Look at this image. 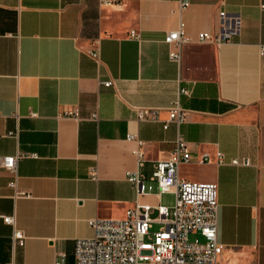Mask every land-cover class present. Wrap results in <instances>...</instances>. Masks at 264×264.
Returning <instances> with one entry per match:
<instances>
[{"label":"crops","instance_id":"obj_1","mask_svg":"<svg viewBox=\"0 0 264 264\" xmlns=\"http://www.w3.org/2000/svg\"><path fill=\"white\" fill-rule=\"evenodd\" d=\"M181 1L189 3L183 8ZM263 4L0 0V156L32 154L18 165L19 185L31 196L15 197L12 173L0 166V264H74L76 239L94 234L90 218L125 217L137 200L167 204L172 192L160 193L151 176L179 131L193 156L179 164L180 177L219 184L221 259L264 264ZM220 9L241 14V32L218 44L198 42L200 31L219 30ZM181 22L193 40L179 64L165 37ZM96 39L100 60L88 51ZM177 98L187 118L165 128ZM141 107L159 119H139ZM17 129V137L10 134ZM139 147V169L151 186L140 195L127 179L138 167ZM219 150L224 163L215 160ZM204 153L212 160L200 161ZM246 157L251 164L231 163ZM11 214L26 235L23 245H13L14 227L4 220Z\"/></svg>","mask_w":264,"mask_h":264},{"label":"built area","instance_id":"obj_2","mask_svg":"<svg viewBox=\"0 0 264 264\" xmlns=\"http://www.w3.org/2000/svg\"><path fill=\"white\" fill-rule=\"evenodd\" d=\"M100 4H120L123 0H96ZM188 1H181L185 8ZM264 8V4L262 5ZM219 30L216 33L204 30L197 35L200 43H221L230 40L234 35L239 34L242 29V16L240 13L228 12L225 9L219 11ZM131 35L140 38L141 35L132 30ZM184 27V23L166 34L165 41L170 45V59L181 64L183 48L191 42ZM90 55L100 60L101 42L100 39L93 40ZM259 53L264 66V42L259 44ZM112 84V80L104 82ZM184 93L191 94V90L183 88ZM66 114L77 115V110L66 109ZM188 110L182 105L179 98L172 101L170 106V118L164 123L169 126V121L182 124L187 118ZM36 114V113H33ZM92 118L99 119V113L94 112ZM139 119H159L157 113L150 109L141 107L138 109ZM10 134L18 136L19 131L12 130ZM129 138H136L129 134ZM140 144L144 142L138 139ZM134 152L138 156V167L127 172V179L136 188L138 195L150 191L145 175L140 171L139 166L143 164L144 151L141 147ZM26 152L18 150L12 155L0 156V166L12 173L13 178L9 181L13 188L14 196H31V193L21 188L18 182V165L21 158L29 156ZM212 156L204 153L199 160L211 161ZM193 160L192 152L188 141L179 131L170 156L160 159L155 164V170L151 180L155 181L160 193L173 192L175 194L172 206L158 203L155 206L148 202L137 200L136 204L128 208L125 217H93L89 219L94 229L91 237L77 238L75 241V263L74 264H239L223 261L221 253L223 245L218 240L219 226V184L217 182H200L179 175V164ZM215 160L218 163L226 162L222 151L216 152ZM233 164H251L249 157L240 160L234 158ZM92 178H97V169H91ZM154 208L157 215L152 216ZM172 208V215L170 214ZM4 220L12 224L13 245H23L26 235L17 227L14 214L4 215ZM154 222L160 223L158 230H152ZM199 233L204 239L190 235ZM6 264H16L14 261ZM53 264H63L55 260Z\"/></svg>","mask_w":264,"mask_h":264},{"label":"rangeland","instance_id":"obj_3","mask_svg":"<svg viewBox=\"0 0 264 264\" xmlns=\"http://www.w3.org/2000/svg\"><path fill=\"white\" fill-rule=\"evenodd\" d=\"M174 200H175V194L173 192L172 193H167L165 195V197H164L165 203L169 204L170 206H172L174 204ZM170 214L172 215V208H171ZM160 225H161L160 223H155V226H154V228L152 230L153 231L154 230H158ZM190 238L193 239L194 235L191 234Z\"/></svg>","mask_w":264,"mask_h":264}]
</instances>
